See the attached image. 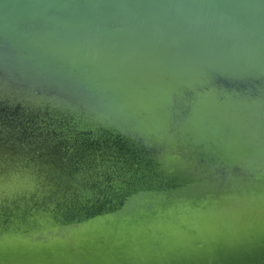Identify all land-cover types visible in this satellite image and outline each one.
I'll list each match as a JSON object with an SVG mask.
<instances>
[{"label": "water", "instance_id": "1", "mask_svg": "<svg viewBox=\"0 0 264 264\" xmlns=\"http://www.w3.org/2000/svg\"><path fill=\"white\" fill-rule=\"evenodd\" d=\"M0 264H264V0H0Z\"/></svg>", "mask_w": 264, "mask_h": 264}]
</instances>
